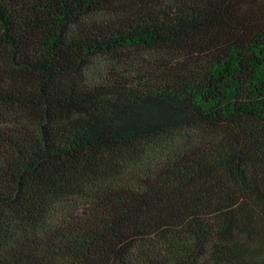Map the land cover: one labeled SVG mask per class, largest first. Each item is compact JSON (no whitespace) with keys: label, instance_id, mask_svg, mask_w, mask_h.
<instances>
[{"label":"trees","instance_id":"trees-1","mask_svg":"<svg viewBox=\"0 0 264 264\" xmlns=\"http://www.w3.org/2000/svg\"><path fill=\"white\" fill-rule=\"evenodd\" d=\"M0 264H264V0H0Z\"/></svg>","mask_w":264,"mask_h":264}]
</instances>
